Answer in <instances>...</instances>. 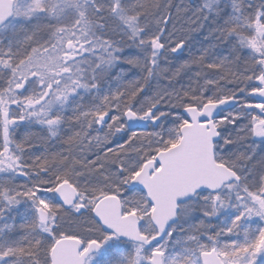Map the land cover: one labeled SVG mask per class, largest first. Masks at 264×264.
<instances>
[{
    "label": "snow or ice",
    "instance_id": "snow-or-ice-1",
    "mask_svg": "<svg viewBox=\"0 0 264 264\" xmlns=\"http://www.w3.org/2000/svg\"><path fill=\"white\" fill-rule=\"evenodd\" d=\"M0 264H264V0H0Z\"/></svg>",
    "mask_w": 264,
    "mask_h": 264
}]
</instances>
